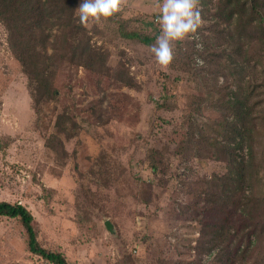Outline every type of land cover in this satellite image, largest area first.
<instances>
[{
	"label": "rangeland",
	"instance_id": "374dc122",
	"mask_svg": "<svg viewBox=\"0 0 264 264\" xmlns=\"http://www.w3.org/2000/svg\"><path fill=\"white\" fill-rule=\"evenodd\" d=\"M160 3L120 0L119 12L89 21L104 62L63 63L50 79L59 92L44 89L38 105L0 22V201L25 205L39 242L70 264H225L226 253L231 264H264V235L236 250L239 231L203 234L221 216L201 211L208 180L227 171L217 149L226 129L264 125V23L250 0H198L197 38L175 42L161 67L149 47ZM250 144L261 197L264 126ZM250 214L264 221V203ZM0 264L51 263L29 251L18 218L0 216Z\"/></svg>",
	"mask_w": 264,
	"mask_h": 264
},
{
	"label": "trees",
	"instance_id": "16d2710c",
	"mask_svg": "<svg viewBox=\"0 0 264 264\" xmlns=\"http://www.w3.org/2000/svg\"><path fill=\"white\" fill-rule=\"evenodd\" d=\"M81 2L82 0H0V22L7 28L9 45L29 77L36 105L39 103L36 96L41 95L44 89L52 95L59 92L50 79L57 75L63 63L87 68L104 62L103 53L92 44L87 27L79 23L77 8ZM250 3L253 16L261 26L264 23L263 0H250ZM126 36H139L145 43L153 40L136 32H126ZM256 106L264 108V101L257 102ZM59 119L58 125L61 124V118ZM72 124L74 125L73 120ZM260 126L264 125L248 128L246 125H229L226 129L224 143L217 149L226 162L227 171L208 180L213 185L211 190L207 185L204 199L207 205L201 209L203 212H210L216 220L217 216H221V222L217 220L203 224V234H212V237L227 236L231 225L235 231H239L236 250L244 253L251 252L256 240L264 235V221L254 219L250 214L253 203H264V195L260 197L255 190L258 165L254 145L250 144L248 151H245L246 140L253 142ZM231 210L243 216L239 218L240 224L230 222V216L226 214ZM0 216L18 218L21 221L30 252L51 264H70L65 254L39 242L34 216L25 205L2 200ZM247 222H252V225L245 228L244 223ZM225 256V264L233 263L234 259L229 253Z\"/></svg>",
	"mask_w": 264,
	"mask_h": 264
},
{
	"label": "clouds",
	"instance_id": "9594fccd",
	"mask_svg": "<svg viewBox=\"0 0 264 264\" xmlns=\"http://www.w3.org/2000/svg\"><path fill=\"white\" fill-rule=\"evenodd\" d=\"M77 11L79 23L87 26L89 21H100L119 12L120 0H82ZM157 22L159 35L149 47L155 62L166 67L173 59L175 42L197 38V30L203 23L198 0H161Z\"/></svg>",
	"mask_w": 264,
	"mask_h": 264
},
{
	"label": "water",
	"instance_id": "95a60500",
	"mask_svg": "<svg viewBox=\"0 0 264 264\" xmlns=\"http://www.w3.org/2000/svg\"><path fill=\"white\" fill-rule=\"evenodd\" d=\"M106 225H107V227H108L109 229L112 230V225H111V223H110L109 221L106 222Z\"/></svg>",
	"mask_w": 264,
	"mask_h": 264
}]
</instances>
